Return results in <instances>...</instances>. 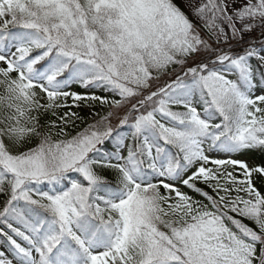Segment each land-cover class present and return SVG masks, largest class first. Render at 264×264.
Returning <instances> with one entry per match:
<instances>
[{"label":"snow or ice","instance_id":"obj_1","mask_svg":"<svg viewBox=\"0 0 264 264\" xmlns=\"http://www.w3.org/2000/svg\"><path fill=\"white\" fill-rule=\"evenodd\" d=\"M182 3L0 0V264H264V0Z\"/></svg>","mask_w":264,"mask_h":264},{"label":"trees","instance_id":"obj_2","mask_svg":"<svg viewBox=\"0 0 264 264\" xmlns=\"http://www.w3.org/2000/svg\"><path fill=\"white\" fill-rule=\"evenodd\" d=\"M174 2L179 7H181L184 11H186L178 0H174ZM72 90L80 91L81 93L90 92V93H94L100 96L108 95V93L103 92L98 88H92L90 90H86V89L79 88V86L74 85ZM69 103H71L70 100H69ZM72 111H76L78 115L83 118V121H80V120L76 121V125L78 127H83L84 122H91L92 113L101 111V108L97 102L92 108L81 106L80 108H73ZM69 131H74V130L69 129ZM211 155L216 156L217 154L212 153ZM219 156L220 158H231V159L243 161L249 166V168L264 167V148L246 149V150H242L235 154H230L228 156H225L224 154H219ZM235 174H237L238 178L240 179L243 178L242 170H240L238 167L235 169ZM253 179H254V184L258 188V190L264 193V178L260 177L259 174H253ZM201 187L203 186L201 185ZM183 190L189 191V194L194 195L193 193L190 192V190L186 188H184ZM196 198H199V197H196Z\"/></svg>","mask_w":264,"mask_h":264},{"label":"rangeland","instance_id":"obj_3","mask_svg":"<svg viewBox=\"0 0 264 264\" xmlns=\"http://www.w3.org/2000/svg\"><path fill=\"white\" fill-rule=\"evenodd\" d=\"M178 1L180 2V4L182 5V7L184 8V5H183V3H182V0H178ZM184 9H185V8H184ZM185 10L187 11V9H185ZM252 35L255 36V37H258V36H259V33L256 32V33H253ZM256 93H257V94H260V90H257Z\"/></svg>","mask_w":264,"mask_h":264}]
</instances>
